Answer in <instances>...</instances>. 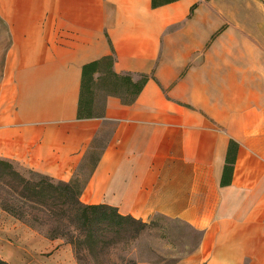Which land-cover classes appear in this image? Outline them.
Here are the masks:
<instances>
[{
	"label": "crops",
	"instance_id": "crops-1",
	"mask_svg": "<svg viewBox=\"0 0 264 264\" xmlns=\"http://www.w3.org/2000/svg\"><path fill=\"white\" fill-rule=\"evenodd\" d=\"M251 1L256 23L250 0H0V160L75 184L84 205L197 231L171 264H264V3ZM110 52L115 72L147 78L132 102L108 94L77 118L81 65ZM46 245L0 203L1 260ZM52 260L72 264L70 247Z\"/></svg>",
	"mask_w": 264,
	"mask_h": 264
},
{
	"label": "rangeland",
	"instance_id": "rangeland-1",
	"mask_svg": "<svg viewBox=\"0 0 264 264\" xmlns=\"http://www.w3.org/2000/svg\"><path fill=\"white\" fill-rule=\"evenodd\" d=\"M248 5L250 13L245 14V18L256 23L258 11L251 0ZM14 171L10 173L0 166V203L21 206L17 209L21 219L43 242L50 244L32 255L27 253L22 264H53L55 249L63 246L70 247L72 264H171L196 244L197 231L161 216L141 223L126 221L120 226L99 222L76 227L71 214H62L52 207L53 203L58 205L61 198L46 186L50 182L47 178L29 171ZM33 185L37 188L33 189ZM35 205L39 207H29Z\"/></svg>",
	"mask_w": 264,
	"mask_h": 264
},
{
	"label": "trees",
	"instance_id": "trees-1",
	"mask_svg": "<svg viewBox=\"0 0 264 264\" xmlns=\"http://www.w3.org/2000/svg\"><path fill=\"white\" fill-rule=\"evenodd\" d=\"M167 0H151V5L155 6ZM113 62L112 52L101 56L100 58L90 60L81 65L79 93L77 99V118H87L97 116L102 108L104 98L108 94L115 95L123 103H130L134 100L146 80V75L138 74L134 79L128 73L115 72L111 65ZM100 102L97 103V96L100 95ZM236 149V143L229 140L224 159L221 183L226 182L224 174L230 172L233 162V153ZM0 166L4 167L10 173H15L11 164L0 160ZM44 177V176H43ZM46 178V177H45ZM48 179V178H47ZM50 181V180H49ZM46 186L57 192L61 198L59 204H52L60 213H68L73 216L76 227L87 224L106 222L108 225L120 226L124 222H139L130 216L119 215L114 208L104 205H84L78 200L79 189L75 184L64 182H48ZM37 188L33 185V189ZM1 207L12 215L19 218L17 209L21 206L1 204ZM36 209L39 207L29 206ZM197 236V240H198ZM0 264H7L0 259Z\"/></svg>",
	"mask_w": 264,
	"mask_h": 264
}]
</instances>
